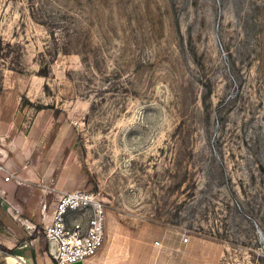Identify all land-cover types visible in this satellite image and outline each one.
Instances as JSON below:
<instances>
[{
  "label": "rangeland",
  "instance_id": "374dc122",
  "mask_svg": "<svg viewBox=\"0 0 264 264\" xmlns=\"http://www.w3.org/2000/svg\"><path fill=\"white\" fill-rule=\"evenodd\" d=\"M0 126L2 178L104 200L102 264H264V0H0Z\"/></svg>",
  "mask_w": 264,
  "mask_h": 264
},
{
  "label": "built area",
  "instance_id": "2783aa9c",
  "mask_svg": "<svg viewBox=\"0 0 264 264\" xmlns=\"http://www.w3.org/2000/svg\"><path fill=\"white\" fill-rule=\"evenodd\" d=\"M6 173L5 181L13 178V172ZM49 209L43 203L40 214L47 252L54 264H83L99 252L106 236V205L98 193L87 189L61 191ZM27 227L31 232L37 229L36 225Z\"/></svg>",
  "mask_w": 264,
  "mask_h": 264
},
{
  "label": "crops",
  "instance_id": "0c3cea01",
  "mask_svg": "<svg viewBox=\"0 0 264 264\" xmlns=\"http://www.w3.org/2000/svg\"><path fill=\"white\" fill-rule=\"evenodd\" d=\"M6 130L9 131L7 127L0 126V136ZM13 158L17 164L24 161L16 156ZM6 168L8 170H3L4 177L7 175L6 171L13 170L9 165ZM4 177L0 175V264H54L44 239L36 230L31 232L27 227L38 225L43 201L47 211H50L48 198H41L39 193H35L36 197L29 196L26 187H18L10 179L5 181ZM41 191L52 192L47 188H42ZM99 259L94 256L83 264H102Z\"/></svg>",
  "mask_w": 264,
  "mask_h": 264
},
{
  "label": "water",
  "instance_id": "95a60500",
  "mask_svg": "<svg viewBox=\"0 0 264 264\" xmlns=\"http://www.w3.org/2000/svg\"><path fill=\"white\" fill-rule=\"evenodd\" d=\"M70 264H82V262L78 261V262H74V263H70Z\"/></svg>",
  "mask_w": 264,
  "mask_h": 264
}]
</instances>
